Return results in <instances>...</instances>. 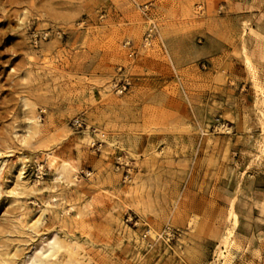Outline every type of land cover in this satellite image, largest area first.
I'll return each mask as SVG.
<instances>
[{
  "label": "rangeland",
  "instance_id": "374dc122",
  "mask_svg": "<svg viewBox=\"0 0 264 264\" xmlns=\"http://www.w3.org/2000/svg\"><path fill=\"white\" fill-rule=\"evenodd\" d=\"M0 264H264V0H0Z\"/></svg>",
  "mask_w": 264,
  "mask_h": 264
},
{
  "label": "built area",
  "instance_id": "2783aa9c",
  "mask_svg": "<svg viewBox=\"0 0 264 264\" xmlns=\"http://www.w3.org/2000/svg\"><path fill=\"white\" fill-rule=\"evenodd\" d=\"M154 26L153 25H150V29H149V32H148V35L147 36H149L150 35V33L152 32V28H153ZM76 123H78V121L77 120H75V124Z\"/></svg>",
  "mask_w": 264,
  "mask_h": 264
},
{
  "label": "bare ground",
  "instance_id": "6f19581e",
  "mask_svg": "<svg viewBox=\"0 0 264 264\" xmlns=\"http://www.w3.org/2000/svg\"><path fill=\"white\" fill-rule=\"evenodd\" d=\"M22 164L24 165V163H22ZM72 169H73V168H72ZM73 170H74V169H73ZM36 223H37V222H36ZM36 223H35V224H36Z\"/></svg>",
  "mask_w": 264,
  "mask_h": 264
}]
</instances>
